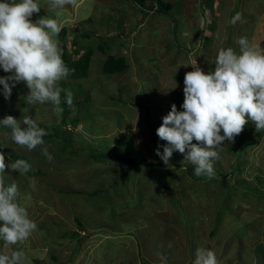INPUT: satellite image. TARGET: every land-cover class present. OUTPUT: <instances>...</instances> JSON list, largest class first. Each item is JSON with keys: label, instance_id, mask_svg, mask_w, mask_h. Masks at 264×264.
Listing matches in <instances>:
<instances>
[{"label": "rangeland", "instance_id": "obj_1", "mask_svg": "<svg viewBox=\"0 0 264 264\" xmlns=\"http://www.w3.org/2000/svg\"><path fill=\"white\" fill-rule=\"evenodd\" d=\"M155 1L145 0L141 7L135 0H78L76 7L65 9L62 29L67 31L69 55L78 58L87 48L94 54L86 78L60 83L75 92L80 89L79 106L73 103L65 116L51 103L27 104L24 83L13 88L10 99L0 85L3 119L12 111L18 121L31 116L48 134L56 126L71 130L79 155L72 156L67 148L59 156L63 146L54 141L29 152L11 140L10 129L0 128L6 163L19 154L32 165L33 175L8 168L6 178L18 185L22 196L30 194V200L21 202L38 225L24 245L5 249L0 241V251L23 250L26 264H162L161 254L166 264H193L197 248H207L217 253L220 264H264V196L195 181L183 154L174 152L165 165L150 143L173 104L183 111L184 77L194 70L192 65L214 71L219 49L239 52L241 37L264 47V0H210L211 5L208 0H162L171 4L169 16L149 12L152 5L156 10ZM40 4L33 21L54 17L47 0ZM238 12L243 18L233 25ZM77 27L79 32L74 31ZM113 41L121 47L111 45L108 52ZM103 51L125 57L129 70L106 74L108 56ZM7 75L0 68V76ZM143 106L151 108L149 116ZM78 114L81 122L74 126L71 121ZM247 138L242 132L230 144L239 150ZM166 143L156 140V150L163 152ZM255 144L250 154L241 155L243 173L231 177L230 165L240 156L226 152V141L214 168L225 172L227 180L231 177V184L240 180L255 187L257 176L264 179V134ZM89 146L124 153L127 178L120 177L115 159L92 160L82 150ZM43 147L53 162L42 154ZM32 177L35 189L30 187ZM225 202L231 213L224 210L218 220Z\"/></svg>", "mask_w": 264, "mask_h": 264}, {"label": "clouds", "instance_id": "obj_2", "mask_svg": "<svg viewBox=\"0 0 264 264\" xmlns=\"http://www.w3.org/2000/svg\"><path fill=\"white\" fill-rule=\"evenodd\" d=\"M47 2L54 17L47 15L33 21L34 14L42 9L40 0H0V68L9 73L0 76V85L5 99H10L17 84L24 83L29 89L25 97L27 104L51 103L56 111H63L61 93H65L69 107L73 104V93L60 87V83L74 69L62 59L58 36L65 9L76 7L78 0ZM242 18L238 12L231 23L235 25ZM238 44L239 52L232 47L219 49L214 71L206 73L192 65L194 70L185 74L183 111L173 104L157 129L158 137L167 142L163 152L156 150L165 165H169L174 152H179L184 155V161L195 166L196 176L212 179L216 175L214 164L220 159L225 141L234 142L249 122L255 125L256 132H264V47L247 37H241ZM0 126L10 129L11 140L29 152L45 145L48 132L31 116L18 121L8 115L0 120ZM3 135L7 138L9 132ZM4 147L0 144V149ZM42 154L53 162L47 147L42 148ZM8 168L23 176L32 171V165L25 159L6 163L5 153L0 151V241L5 249L24 245L38 230L21 202L30 200V194L22 196L15 182H5ZM36 184L35 177L30 178V187L35 189ZM160 259L166 264V256L161 254ZM26 260L23 250L10 254L0 251V264H26ZM193 264H220V261L214 250L197 248Z\"/></svg>", "mask_w": 264, "mask_h": 264}, {"label": "trees", "instance_id": "obj_3", "mask_svg": "<svg viewBox=\"0 0 264 264\" xmlns=\"http://www.w3.org/2000/svg\"><path fill=\"white\" fill-rule=\"evenodd\" d=\"M135 1H137L141 7L145 6V0H135ZM208 2H209L208 5L212 4V1L208 0ZM154 3L156 4V10L153 9L154 6L152 5L151 8L148 9L150 13L168 15V13L171 11V4H165V2H163L162 0H156ZM75 31L79 32L80 30L76 29ZM66 35H67V31L65 28H63L60 32V35H59L61 45L63 48L62 59L64 60L65 64L70 69H74V72L65 81H76V80L84 79L88 76L89 69L91 68V65H92L93 49L87 48L85 53L83 55H81L80 57L71 58V56L68 53L67 45L64 41ZM109 35L113 36L112 33H110ZM116 43H117V41H113V43L108 46L109 47L108 52L110 51L111 45L121 47V45L119 43H117V45H116ZM99 47H101V45H99ZM106 47H107V45H106ZM103 52H104V54H106L108 56L106 61H105L104 66H103V70L106 74H108V75L122 74V73H125L129 70L130 65L127 62L125 57L116 56L113 54H107L108 52H105V51H103ZM63 88L66 89L65 87H63ZM70 88H71V86H69L67 88V90H70ZM71 91L73 93V103H75L76 106L78 107L79 106L78 97L80 96V94L78 93V95H77L76 92H79L80 89L78 88L77 91L75 92V90L72 88ZM118 100L120 101V99H118ZM60 106L63 109L62 115L65 116L70 111V107L65 102V93H63V92L61 93V105ZM12 107H14V106H12ZM143 107L147 112V116H149L151 114V108L148 106H143ZM8 115L13 116V112L9 111ZM2 119L3 118L0 115V120H2ZM63 122L65 123L64 117H63ZM80 122H81V117L79 116V114L75 115L73 120L71 121L72 125H74V126L78 125ZM254 126L255 125L252 124L251 122H249V124L246 125L243 132L248 136V138L246 140L245 146L240 147L239 150L236 147H232L230 142L226 141V143L228 144L227 145L228 150L227 151L225 150V151L229 152L231 154H234L236 156H240V158L238 159V162L230 165L231 177L233 175H235L236 173L237 174L243 173L242 166L244 164H246V162L240 160L241 158H243L241 155H243L245 157V155L250 154L251 150H253L255 148V146H254V145H256L255 143L259 142L261 135L264 134V132H256ZM40 127L44 128L47 132L49 131L43 125H41ZM0 128H3V127L0 126ZM61 130L62 129L60 128V126H56L55 128H53V130H52L53 132L51 134H48L47 136L44 137V140L49 141V142H52V141L58 142V143H60V145L63 146L62 150L58 154L59 156L66 155L67 148H72L71 155L79 157L78 152L72 146L73 135L71 134V130H64V131H61ZM61 133H63L65 136L62 137ZM156 140H159V137L157 135L151 133L150 143H151L152 149L154 151H156V146H155ZM82 150L89 151V153H90L89 157L92 160H94L95 162H106L108 160L115 159L116 161H118V163L121 166L120 177L122 179L127 178L128 170L126 168L125 162L122 161V159L125 156L124 153H122L120 151L108 152L106 150H102L101 148L94 147V146H89V147H86ZM129 155L133 158H136L134 153H130ZM12 157L14 158V160L20 159L19 154H13ZM187 168H188V170H187L188 174L195 181H198V182H206V181L215 182L221 188L228 189L229 192L236 191V190H239L240 188H242V189H246L248 192H252L255 194H257L256 192H259V197L264 196V179L261 176L256 177L257 184L255 187H247L245 185V182L240 181V180H237L233 184H231L230 179H232V178L230 177V178H228L229 180H227V174L225 172L221 171L220 169H215L216 175L212 179H208V178L203 177V176H199V177L196 176L195 171H194V169H195L194 165L189 164ZM29 173L31 175H33L32 171H30ZM5 182H6V184H8L7 178H6V173H5ZM166 184H167V182H166ZM254 190H256V191H254ZM224 210L226 212L231 213V208L227 206V202H225L223 208L218 210V214H219L217 217L218 220H221L220 214H222V212ZM213 234H214V232H213Z\"/></svg>", "mask_w": 264, "mask_h": 264}]
</instances>
